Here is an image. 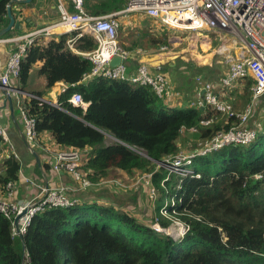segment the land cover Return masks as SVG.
I'll return each instance as SVG.
<instances>
[{
  "label": "trees",
  "instance_id": "trees-1",
  "mask_svg": "<svg viewBox=\"0 0 264 264\" xmlns=\"http://www.w3.org/2000/svg\"><path fill=\"white\" fill-rule=\"evenodd\" d=\"M10 1L0 0V30L8 23L6 5ZM68 3V11H74ZM123 3L83 0V8L90 16H100L121 9ZM75 34L37 37L21 59L17 79L21 90L36 64L46 89L59 82L67 85L56 105L35 98L25 101L36 131L49 134L59 147L85 149L81 169L92 182L111 178L116 170L131 179L150 174L156 195L154 221L161 228L170 224L159 209L173 197L174 202H181L166 206V211L176 212L189 229L174 238L131 213L79 202L34 214L22 242L12 235L10 220L0 212V264H264V130L249 145H229L196 157L191 168L198 177L179 182L171 175L163 181L166 171L155 170L157 162L173 156L180 146H193L192 138H211L228 125L217 120L195 136L181 137V127L195 126L218 113L210 106L165 109L149 87L125 81L98 76L81 83L92 68L84 54L93 51L96 42L83 34L72 50L67 40ZM131 35L132 45L142 40L153 48L167 43L165 35ZM247 83L252 81L247 79ZM42 93L33 94L41 97ZM74 93L88 103L85 111L68 102ZM107 135L114 140L106 143ZM20 167L12 156L2 159L0 196L7 192L8 183L16 185ZM41 168L47 171L49 166Z\"/></svg>",
  "mask_w": 264,
  "mask_h": 264
},
{
  "label": "built area",
  "instance_id": "built-area-1",
  "mask_svg": "<svg viewBox=\"0 0 264 264\" xmlns=\"http://www.w3.org/2000/svg\"><path fill=\"white\" fill-rule=\"evenodd\" d=\"M74 8L70 12L62 2L57 3L58 19L45 27L33 30L21 36L12 39H0V42L11 41L15 43V48L9 54L6 63L0 69V94L4 99L13 101L14 108L18 111V119L22 128V135L26 141L28 150L38 146L40 134L35 129V119L31 117L25 106V100L35 98L41 100L35 95L25 96L17 84L20 72V62L24 57L28 47L33 44L37 37L46 38L62 34H76L67 40L69 48H73L76 39L83 34L89 35L96 42V48L84 56L92 63L90 73L83 76L103 77L109 80H120L132 85L149 87L157 99H163L169 83L166 75L160 71L151 72L147 65L138 62L133 73L128 75L126 66L123 63L128 57V52L122 48L117 40L118 31L121 27L119 17L121 15H130L134 13L143 14L153 19L159 26L177 33H199L202 30L212 33H227L234 37L237 44L241 46L240 56L227 61V71L219 79L221 93L225 94L235 85L244 79L252 81L250 86L249 102L243 106L242 110L234 109L232 102L226 96L222 98L215 92V87L209 81H203L200 77L195 80L199 84L196 101L193 104L195 108L210 106L219 116H224L227 128L220 129L211 138L197 139L193 146L188 145L181 148L173 156L157 162L155 170L164 169L167 180L171 175L178 178L180 182L188 176H196L190 167L193 160L199 156H205L229 145L246 146L252 143L258 133L256 126H249V123L255 120V116L264 98V0H126L124 8L116 12L107 13L100 16H90L83 8V0H68ZM165 49V47H161ZM118 57L120 63L114 67L109 65L112 58ZM67 85L61 86L63 92ZM177 95V94H175ZM73 106L85 111L88 103L84 102L81 95L74 93L68 99ZM53 105H56L53 104ZM218 117H210L200 120L197 125L189 128H180L178 134L183 132L190 134L199 133L210 124L216 122ZM55 146L53 141H50ZM3 148H2V147ZM51 157V169L53 172L65 171L70 175L75 186H60L56 188L39 187L36 196L27 200L15 198L16 185L8 183L7 192L0 196V212L10 220L12 235L19 238L23 236L30 220L34 214L45 208H66L75 205L78 200L71 196V192L78 195L94 185L116 184L124 187L114 179H104L99 182L90 181L81 169V160L84 150L73 148L56 149L50 146H41ZM18 156L14 153L12 144L8 140L5 126L0 124V162L3 158ZM1 173V172H0ZM145 182V193L154 196V188L150 184V174L141 175L135 182ZM25 182L33 183L29 179ZM73 194V195H75ZM170 198L169 204H163L159 213H166V206H173L181 201L174 202ZM25 212L14 225L15 217ZM156 221V219H155ZM154 230L162 232L158 223ZM181 236L188 231L187 224L181 222Z\"/></svg>",
  "mask_w": 264,
  "mask_h": 264
},
{
  "label": "crops",
  "instance_id": "crops-1",
  "mask_svg": "<svg viewBox=\"0 0 264 264\" xmlns=\"http://www.w3.org/2000/svg\"><path fill=\"white\" fill-rule=\"evenodd\" d=\"M59 1L62 2L66 8H68V0H33L31 4L26 5L12 4V14L15 20L19 21L20 29H12L9 31L7 37H2V39L10 40L14 37L24 35L33 30L39 29L41 26H46L47 24L56 21L58 19V11L56 6ZM125 4L126 0H124L122 8H124ZM119 20L121 21L120 24L130 31L128 36L124 34L120 40L117 39L119 45L129 53L127 59L123 61L128 75L134 72L138 62L145 63L151 72L157 70L162 71L166 75L169 83V88L167 89L163 99H159L160 102L166 107L165 109L185 110L193 107V104L196 101L197 92L200 87L198 82L195 80L196 77H200L201 80L212 83L215 87V92L219 93L223 98L224 94L221 93L222 89L219 87V79L227 71V61L239 57L241 53V46L235 42L233 36L227 35V33H212L206 30H202L199 33L188 32V35H194L196 36L195 38L201 40L199 43V48L202 53H205L204 55L195 54L193 47H190L189 56L191 58L194 56V59H191L192 63L188 64L189 60L186 57L185 60H179V62L175 61V59H177L175 56L179 53H182L183 48L181 47L178 50L174 49L176 46L180 45L181 41H186L185 39L189 36L182 38L177 32H173V34L176 33V35H169L172 31L159 26L153 19H150L143 14L134 13L126 16L121 15ZM132 33H140L141 36L145 37L150 34L155 37H161L162 35H165L166 39L170 43V49H161L163 45L157 48L148 47V44L145 40L140 41L138 45H132ZM209 34L213 36L214 43H212V41L209 39ZM213 44H219L216 50L215 47H213ZM188 45L191 44L188 43ZM14 48V42H0V69L4 67L9 54ZM72 50L74 49L72 48ZM214 54L224 58V61L214 57ZM199 59H202V61L195 63V60ZM223 63L224 65H221ZM38 68L39 64H36L32 68L29 80L23 92L25 96L35 95L33 94L34 92H43L42 96L39 97L41 101L55 104L57 102V96L61 91V86L64 83L59 82L46 89L44 87L45 79L37 73ZM91 78L92 77L82 78L81 83L85 84ZM232 94V91L230 92L228 90V94H226V96H229L227 99L233 104L235 97ZM24 100L27 101L25 97ZM0 124L5 126L8 140L12 144L14 153L18 156L17 159L19 160L21 166L19 169V176L15 190V196L18 200H27L36 196L39 187L56 188L62 185L71 187L75 186L70 175L65 171L56 173L53 172L51 169L50 155L40 148L41 146H50L52 148L62 149V147L52 145L50 142L52 141L50 135L44 133L40 136L38 146L33 147V151L30 152L28 150L26 141L23 138L21 124L18 119V111L14 108L13 101L4 99V96L1 94ZM185 134L187 135V132H183L180 136L183 137ZM190 135L195 136L193 134ZM192 139L193 141L197 140L195 138ZM184 147L185 145L180 146V149ZM43 164H47L49 166L47 171L42 170L41 166ZM114 175L120 176L126 181L131 180L127 174L122 173L121 171L116 170L111 172V176ZM25 179H29L33 183L25 182ZM132 183L133 181L130 182L131 185ZM118 189L120 188L116 184H100L87 188L86 190L81 191L78 195L73 192L70 194L72 197H75L78 200L75 205H77L79 202L84 204H91L94 202L101 206L113 207L120 212H128L131 214L135 212L133 215L136 217L138 216L139 218L142 217L136 213H140L138 209H135V211L130 210L133 204H127L129 198H126V196L127 194H130V192L125 190L126 194H121L125 197V199H121ZM134 196L135 195L132 194L130 200L133 201V199L136 198ZM119 201L123 202L125 205L120 206L118 204Z\"/></svg>",
  "mask_w": 264,
  "mask_h": 264
},
{
  "label": "rangeland",
  "instance_id": "rangeland-1",
  "mask_svg": "<svg viewBox=\"0 0 264 264\" xmlns=\"http://www.w3.org/2000/svg\"><path fill=\"white\" fill-rule=\"evenodd\" d=\"M120 23H121V21H120ZM41 27H45V26H41ZM41 27H39V28H41ZM129 33H130V31L127 30L122 25L120 27L119 31H118V37H117V39L120 40L124 34L127 35ZM171 34H172V36L174 34L176 35V33L173 34V32H170L169 35H171ZM178 34L182 38L183 37H187V36H189V37H187L185 39L186 41H183V42L181 41L180 42V45L175 47L174 50H178L181 47L183 48L182 53H179L178 55L175 56L177 58V59H175V61H178L179 62V60H185V57H186L189 60V63L188 64L192 63V60L191 59H194V56H193V58H191L189 56L190 55V53H189V48L190 47H193V49L195 50V54H201V55H204L205 54V53H202L201 52V50L199 48V43H200L201 40L198 39V38H195L196 36H194V35H188L186 33H182V34L181 33H178ZM208 36H209V39L212 41V43H214L213 36L210 35V34ZM187 40H188V42H187ZM166 42L167 43L164 44L163 46H165L166 49H170V43H169V41L167 39H166ZM188 43L191 44V45H188ZM231 43H232V38H231ZM218 45L219 44H213V47H215V50L218 48ZM216 55L217 54H214V57L219 58L220 60L224 61V58H221V56H216ZM201 61H202V59L195 60V63L201 62ZM221 65H224V63L221 64ZM250 86L251 85H249L247 83V80H243V81H241L240 83H238L236 85V89L234 87L233 89L229 90L230 92L232 91V93H233L232 95L235 97V100L233 101V105H234L233 107H234L235 110H237V111L242 110L243 106L246 105L249 102V99H250ZM226 94H228V92L223 95V98H225V99H226ZM260 107H261V109L260 108L258 109L257 114L255 116V120L249 123V126L250 127H253L255 125L256 126V130L259 129L258 131L264 130V99H262V102L260 104ZM217 117H218V121L219 122H223L226 119L224 116L221 117V116L218 115ZM106 138H107L106 139V143H110L112 140H114V139L110 138L108 135L106 136ZM187 146L188 145H185L184 148H186ZM133 148L135 150H137L138 152H140L141 154H143V152L140 149H137L135 147H133ZM113 177L114 178H107V179H114V180L118 181L120 184H122L123 186L125 185V187L119 186L120 189H118L119 190L118 192H119L120 198L121 199H125V197L122 196L121 194H126L125 193V190L126 191H129L130 194H127L126 198H129L127 204H133V206L130 208V210L131 211H135V209H138L140 213H138V212H136V213L139 216H142V217L139 218L137 216V218L139 220H143L147 224H150L151 225V228L154 229V227L156 225L154 223V217L156 216L155 215L156 212H155V204H154V201H155L156 195L154 194V196H150L149 194L145 193V191H144V189H146V187L144 185L145 182H141V181L135 182L138 177H135V178H133L131 180H127V181L124 180L120 176L115 177V175H114ZM256 177H258V176H256ZM131 181H133L132 185L130 184ZM122 189H124V190H122ZM154 191H155V188H154ZM38 192H39V190H38ZM132 194L135 195L134 197H136L135 199H133V201L130 200V197L132 196ZM15 198H16V196H15ZM170 203H171V201H169V204ZM118 204L120 206H124L125 205L123 202H120V201L118 202ZM143 207H144V209H143ZM160 215L163 216V218H165L166 220L170 221V224L167 227L162 228V229H164V230H162V232L165 233V234H167V235H169V236H172L174 238L181 237V234H180V226L178 224L181 223L182 220H180L178 214H176V212L175 213H171V214H169L168 212H166V213L164 212L163 214H160ZM158 227H160V226L158 225Z\"/></svg>",
  "mask_w": 264,
  "mask_h": 264
},
{
  "label": "water",
  "instance_id": "water-1",
  "mask_svg": "<svg viewBox=\"0 0 264 264\" xmlns=\"http://www.w3.org/2000/svg\"><path fill=\"white\" fill-rule=\"evenodd\" d=\"M32 0H12L10 1L7 5H6V17L8 18V23L7 25L2 28L0 30V39H2V36L9 33V31H11L12 29H15V30H19L20 29V24H19V21L18 20H15L13 14H12V11H11V5L12 4H18V5H26V4H29L31 3ZM120 63V59L118 57H114L111 59V61L109 62V65L111 67H114L116 65H118ZM8 100L9 97H8ZM12 116V114H11ZM117 141V140H116ZM117 142H120V141H117ZM121 144L125 145L128 149H130L131 151L139 154V155H142V156H145V154H141L140 152H138L137 150H135L133 147L127 145V144H124L121 142ZM37 161V160H36ZM25 212H22L20 214H18L15 219H14V225L16 226L17 225V221L18 219L24 214ZM19 239L23 242L22 240V236L19 237ZM22 251L23 253L25 252V249H24V244L22 243Z\"/></svg>",
  "mask_w": 264,
  "mask_h": 264
},
{
  "label": "bare ground",
  "instance_id": "bare-ground-1",
  "mask_svg": "<svg viewBox=\"0 0 264 264\" xmlns=\"http://www.w3.org/2000/svg\"><path fill=\"white\" fill-rule=\"evenodd\" d=\"M194 44V43H193ZM203 44H206V43H203ZM205 48V47H204ZM238 53V52H237ZM193 56V55H192ZM206 59V58H205Z\"/></svg>",
  "mask_w": 264,
  "mask_h": 264
}]
</instances>
